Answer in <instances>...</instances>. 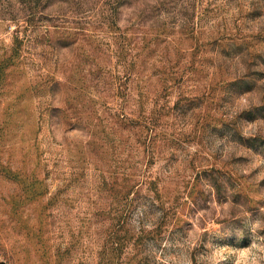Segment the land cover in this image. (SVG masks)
I'll return each instance as SVG.
<instances>
[{"label": "rangeland", "instance_id": "1", "mask_svg": "<svg viewBox=\"0 0 264 264\" xmlns=\"http://www.w3.org/2000/svg\"><path fill=\"white\" fill-rule=\"evenodd\" d=\"M0 264H264V0H0Z\"/></svg>", "mask_w": 264, "mask_h": 264}]
</instances>
